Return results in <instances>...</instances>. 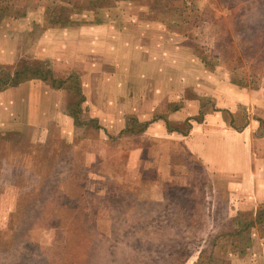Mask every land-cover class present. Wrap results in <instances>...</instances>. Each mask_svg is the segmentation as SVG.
<instances>
[{
	"label": "rangeland",
	"instance_id": "1",
	"mask_svg": "<svg viewBox=\"0 0 264 264\" xmlns=\"http://www.w3.org/2000/svg\"><path fill=\"white\" fill-rule=\"evenodd\" d=\"M0 264H264V0H0Z\"/></svg>",
	"mask_w": 264,
	"mask_h": 264
},
{
	"label": "crops",
	"instance_id": "2",
	"mask_svg": "<svg viewBox=\"0 0 264 264\" xmlns=\"http://www.w3.org/2000/svg\"><path fill=\"white\" fill-rule=\"evenodd\" d=\"M154 128H158V132H164V127L162 125V123H155L153 126V130ZM151 129V127H150ZM157 130H154V134H157ZM207 130H211L210 128H208ZM149 132V130H148ZM211 134V133H210ZM210 134H204L202 132H196V131H192L189 134H187V136L184 138L186 140H188L190 143L193 144V141H196L194 144V148L196 149H203V143L208 142L209 138H211V136H209ZM237 138V137H234ZM231 139V138H229ZM238 139V138H237ZM233 140V139H232ZM243 165H240L239 167H236V169L234 171H230L227 173V175H230V179L229 182H232L230 184L233 185V190L237 189L239 190V194L241 195V197L243 199H246L244 197H248V195L250 194V190L248 191H241L239 188L240 185H246V184H252L253 179H255L254 176V172H252V168H251V164H245V161L243 162ZM247 165V166H246ZM224 172H227L224 170ZM248 187H250V185H247Z\"/></svg>",
	"mask_w": 264,
	"mask_h": 264
},
{
	"label": "trees",
	"instance_id": "3",
	"mask_svg": "<svg viewBox=\"0 0 264 264\" xmlns=\"http://www.w3.org/2000/svg\"><path fill=\"white\" fill-rule=\"evenodd\" d=\"M25 73V71L23 72V74ZM16 75V78H18L19 77V74L17 73V74H15Z\"/></svg>",
	"mask_w": 264,
	"mask_h": 264
}]
</instances>
